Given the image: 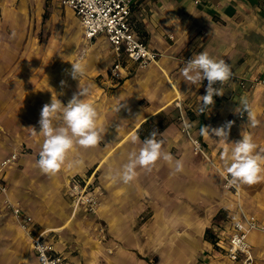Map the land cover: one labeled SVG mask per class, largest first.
<instances>
[{
	"label": "crops",
	"instance_id": "1",
	"mask_svg": "<svg viewBox=\"0 0 264 264\" xmlns=\"http://www.w3.org/2000/svg\"><path fill=\"white\" fill-rule=\"evenodd\" d=\"M50 5L56 16L65 11L70 36L61 46L35 34L34 22L46 20ZM132 22L138 36L160 52L159 62L141 69L123 55L125 76L116 81L107 71L116 58L108 37L86 38L72 8L58 0H0V182L8 186L7 195L33 217L30 233L52 242L64 264H242L225 252L240 207L263 226L249 239L255 264H264V180L239 185L238 196L224 186L221 160L242 135L250 134L257 151H264V85L240 83L242 76H264V0H135ZM203 51L225 60L233 76L214 85L224 95L215 96L213 106L200 113L207 80L190 85L180 69ZM71 63L86 67L80 82L69 74ZM79 83L91 87L84 99L96 106L104 139L91 149L74 146L59 172L45 174L36 165L44 138L31 128L39 133L43 105L56 96L67 105ZM243 100L252 106L256 127L246 112L238 114ZM125 102L131 114L126 108L112 111ZM183 112L192 114L182 118L203 138L215 164L193 153L178 121ZM228 121L234 122L229 143L200 134L201 127L219 128ZM154 129L164 141L163 151L181 160L184 171L175 173L174 164L161 159L150 172L137 168L129 184L111 179ZM134 136L139 138L135 142ZM14 152L16 161L2 168ZM92 173L101 201L97 214L76 210L70 194L74 179ZM3 198L0 193V264H40L30 233L5 208ZM102 220L109 226L106 242L97 233ZM118 240L110 254L108 247Z\"/></svg>",
	"mask_w": 264,
	"mask_h": 264
},
{
	"label": "clouds",
	"instance_id": "2",
	"mask_svg": "<svg viewBox=\"0 0 264 264\" xmlns=\"http://www.w3.org/2000/svg\"><path fill=\"white\" fill-rule=\"evenodd\" d=\"M169 23L173 24L171 21ZM176 26L179 27V25ZM71 64L72 68L69 74L73 79L80 82L86 74V67L81 63ZM180 71L185 81L190 85L201 86V82L207 80L206 94L202 96L200 113L206 112L209 106H213L215 96L224 95V92L214 85L223 84L233 76L231 67L225 60H216L204 51L194 54L189 61L184 63ZM61 86H65V81H61ZM90 91V86L81 87L79 83L78 92L73 94L67 105L62 104L57 96L56 98L52 97L50 104L43 105L38 121L39 133L34 127L31 128L33 134L42 135L44 138L39 158L36 161L41 172L54 175L61 170L68 153L74 146L91 149L103 141L106 130L98 126L99 113L97 108L84 99L90 94ZM241 105L238 114L242 116L246 112L248 123L252 127H256L259 121L254 115L252 106L247 100H243ZM122 108H126L131 114V109L128 108L126 102L114 105L112 111L119 113ZM54 121H59V123L54 124ZM233 123V121H228L219 128L201 127L200 134L210 137L214 135L219 138V141L229 143L228 137ZM158 135H160L159 131L154 129L142 141L138 151L129 153L128 161L122 166V169L111 175L110 178L129 184L137 176V168L150 172L157 161L161 159L170 165L174 164L175 173L183 172V162L175 159L170 152L163 151L164 141L157 139ZM242 137V140L231 143L234 146L230 153L225 150L221 156L228 174L225 177L227 180L226 187L229 188L238 187L242 184L252 185L264 180V151H257V144L250 134L242 135ZM132 139L135 142L139 138L134 136Z\"/></svg>",
	"mask_w": 264,
	"mask_h": 264
},
{
	"label": "built area",
	"instance_id": "3",
	"mask_svg": "<svg viewBox=\"0 0 264 264\" xmlns=\"http://www.w3.org/2000/svg\"><path fill=\"white\" fill-rule=\"evenodd\" d=\"M58 1L72 8L79 15L87 38L93 39L99 34H105L108 37L116 56L109 70L113 80L118 81L125 76L123 55H127L140 68H148L153 64H158L160 52L142 40L134 30L132 13L135 0ZM240 83L243 87L262 86L264 85V76H242ZM186 125H189V127H186ZM182 128L189 136L194 152L209 157L201 137L192 133L191 124L185 118L183 119ZM17 157L18 154L14 152L5 158L1 162L2 168L13 164ZM222 174L225 188L233 190L239 196V186L226 187L227 180L225 177L228 174L226 171ZM7 191L8 186L0 182V193L5 195L2 204L18 218L21 227L27 233H30V223L33 217L24 214L21 202L10 198ZM70 194L76 210L83 208L89 213H98L101 201L96 188L93 186V173L80 175L74 179L70 185ZM240 213V218L234 223L231 232L227 236L225 252L234 261H239L242 264H255L256 257L249 237L253 230L263 228V226L255 214L245 211L242 207H240ZM30 237L32 249L37 254L40 264H64V255L57 250L52 242L45 240L42 234L30 233Z\"/></svg>",
	"mask_w": 264,
	"mask_h": 264
},
{
	"label": "rangeland",
	"instance_id": "4",
	"mask_svg": "<svg viewBox=\"0 0 264 264\" xmlns=\"http://www.w3.org/2000/svg\"><path fill=\"white\" fill-rule=\"evenodd\" d=\"M54 11H57V10H54V8L52 7V5H50V8L47 10L46 20H44L42 22V18L39 17V20L38 21L36 20L34 22V30H38L37 32H35V34H37L36 36L39 35L40 41H43V42L46 43V41H49L51 39V40L56 41L57 46H61L62 43L65 42V41H67L68 40V37L70 36V33H68L69 30L67 28L69 26H68V23H66V20H65V11L58 10V12L60 13V15H57V16H56V14H55ZM84 35H85V33H84ZM90 43H92V42H90ZM51 56H53V55H51ZM52 59L53 60L51 61V66L55 63L54 60L57 59V56L54 55V57ZM109 69H110V65L107 68V71ZM39 73H41V70H40ZM100 74H102V73H100ZM100 76L101 75H99L98 77L100 78ZM40 77H41V74L39 75V78ZM183 115L186 116L187 118H189V117L191 118L192 117L191 116L192 115L191 113H189V112H183V113H181V116L178 119V121H180V123L183 122V118H182ZM191 127H192V124H191ZM181 131L183 133H186V132L183 131L182 126H181ZM201 139L203 141V138L202 137H201ZM203 144H204V147H205V149L207 150V152L209 154V157L204 156L201 153H195L194 150H193L192 142H191V147H192L193 153L194 154L203 155L208 160L209 163L215 164V161L212 158V156L210 154V151L208 150V148L205 145L204 141H203ZM143 221H144V218L142 219V215H140L139 220H138V225L141 226V224L143 223ZM97 233H98L99 241H101V242H106L107 241V239L110 237L109 236L110 233H109V226H108V223L106 221H103V220L101 221V223L99 224V226L97 228ZM117 242L118 243H116L115 246L108 247L107 251L110 254L114 253L116 251V249L119 247V245H120L119 244L120 243L119 240Z\"/></svg>",
	"mask_w": 264,
	"mask_h": 264
}]
</instances>
